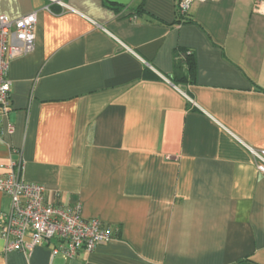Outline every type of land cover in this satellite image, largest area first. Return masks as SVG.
Here are the masks:
<instances>
[{"label":"crops","instance_id":"0c3cea01","mask_svg":"<svg viewBox=\"0 0 264 264\" xmlns=\"http://www.w3.org/2000/svg\"><path fill=\"white\" fill-rule=\"evenodd\" d=\"M63 1L0 0L10 19L37 12L34 51L10 63L0 175L21 160L46 203H80L112 238L68 259L55 242L6 252L0 237V264H264L254 0L197 1L183 21L179 0ZM179 48L194 53L188 82L175 81Z\"/></svg>","mask_w":264,"mask_h":264},{"label":"built area","instance_id":"2783aa9c","mask_svg":"<svg viewBox=\"0 0 264 264\" xmlns=\"http://www.w3.org/2000/svg\"><path fill=\"white\" fill-rule=\"evenodd\" d=\"M50 1L70 9L63 0ZM197 1L205 0L178 1L176 9L182 21L188 19ZM253 12L264 16V0H254ZM36 24V11L16 19L0 14V115L7 114L11 107L10 63L34 51ZM9 132H14L13 126ZM249 149L258 170L264 174V150ZM22 166L21 160H11L5 166L6 173L0 175V192L10 198L8 211H0V237L6 252L19 251L30 257L37 246L55 242L54 254L74 259L81 251L92 253L111 240V232L99 218L83 216L80 203L70 207L46 203L45 186L25 180Z\"/></svg>","mask_w":264,"mask_h":264},{"label":"trees","instance_id":"16d2710c","mask_svg":"<svg viewBox=\"0 0 264 264\" xmlns=\"http://www.w3.org/2000/svg\"><path fill=\"white\" fill-rule=\"evenodd\" d=\"M175 61H176V69H177L175 81L177 83L190 81V76L192 74L191 72H193V68H194L193 51L186 48H179L175 55ZM92 218H97V217H92ZM86 219H91V218H86Z\"/></svg>","mask_w":264,"mask_h":264}]
</instances>
